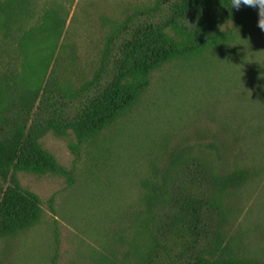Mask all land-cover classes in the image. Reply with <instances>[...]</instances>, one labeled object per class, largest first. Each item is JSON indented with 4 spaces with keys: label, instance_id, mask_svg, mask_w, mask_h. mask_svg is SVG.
Returning <instances> with one entry per match:
<instances>
[{
    "label": "rangeland",
    "instance_id": "rangeland-1",
    "mask_svg": "<svg viewBox=\"0 0 264 264\" xmlns=\"http://www.w3.org/2000/svg\"><path fill=\"white\" fill-rule=\"evenodd\" d=\"M2 1L5 60L29 81L57 73L71 93L95 76L115 22L153 2ZM41 141L73 179L19 173L39 195L42 215L0 238L1 264H54L56 229L57 264H121L142 216L143 181L180 149L218 174H245L223 196L224 257L264 264V31L257 23L225 46L155 69L137 102L96 136L77 145L71 129L51 128Z\"/></svg>",
    "mask_w": 264,
    "mask_h": 264
},
{
    "label": "trees",
    "instance_id": "trees-1",
    "mask_svg": "<svg viewBox=\"0 0 264 264\" xmlns=\"http://www.w3.org/2000/svg\"><path fill=\"white\" fill-rule=\"evenodd\" d=\"M0 10L9 13L2 0ZM257 21L256 9H231V0H153L115 22L95 76L72 93L54 72L29 81L0 48V238L29 228L42 215L39 195L22 185L19 173L73 179L72 170L43 146L51 128L71 129L77 145L96 136L137 102L155 69L225 46ZM187 153L174 151L143 181L142 216L121 264H249L224 257L223 196L245 174H218ZM59 249L56 229L54 264Z\"/></svg>",
    "mask_w": 264,
    "mask_h": 264
},
{
    "label": "clouds",
    "instance_id": "clouds-1",
    "mask_svg": "<svg viewBox=\"0 0 264 264\" xmlns=\"http://www.w3.org/2000/svg\"><path fill=\"white\" fill-rule=\"evenodd\" d=\"M242 7H249L257 10V26L261 31H264V0H231V9L239 11Z\"/></svg>",
    "mask_w": 264,
    "mask_h": 264
}]
</instances>
